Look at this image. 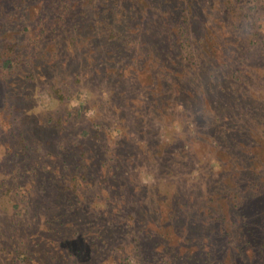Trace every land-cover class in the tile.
<instances>
[{
	"label": "rangeland",
	"instance_id": "1",
	"mask_svg": "<svg viewBox=\"0 0 264 264\" xmlns=\"http://www.w3.org/2000/svg\"><path fill=\"white\" fill-rule=\"evenodd\" d=\"M141 1L0 0V249L32 251L51 229L60 247L43 264H264V0L242 13L227 0H158L148 15ZM46 47L57 52L44 62ZM223 66L238 94L203 85L198 97L193 78ZM214 109L261 124L260 146L238 131L240 170L209 137ZM82 151L91 189L80 198L40 159L76 165Z\"/></svg>",
	"mask_w": 264,
	"mask_h": 264
},
{
	"label": "trees",
	"instance_id": "2",
	"mask_svg": "<svg viewBox=\"0 0 264 264\" xmlns=\"http://www.w3.org/2000/svg\"><path fill=\"white\" fill-rule=\"evenodd\" d=\"M121 1V0H120ZM143 1V0H142ZM141 1V2H142ZM157 3L159 6V2L158 0H144V4L141 5V8H143L142 14L148 15V11H146V9H149L147 7L148 4H154ZM177 1L175 0H171L167 1V3L169 4H174ZM254 3V0H227L226 3V7L230 8L231 10H234L235 8H237V10L242 13L245 10V6L248 5H252ZM239 4V5H238ZM163 10L161 12V15L163 17H170L172 19V17H174V13L173 11L169 10V5H166V7H162ZM150 12V9H149ZM185 12H181L180 14H184ZM239 13V14H240ZM111 18H113V15L111 14ZM183 19L187 18V17H181ZM160 20V18H159ZM182 20V19H181ZM139 21V19H138ZM142 22H146V17L142 18ZM183 24V22H182ZM181 23L179 24L180 30L183 34H186L187 31H190V26L188 25H182ZM147 26V25H146ZM144 27V26H141ZM115 33V31H114ZM159 40L158 35H155V42ZM117 41V40H115ZM114 41V42H115ZM200 43L202 42V39L199 40ZM114 42H112L111 44H113ZM198 44V43H197ZM202 44V43H201ZM219 44V43H218ZM156 45V43H155ZM164 46L162 45L160 52L164 51ZM191 50L189 52H192L195 56L196 52L193 50V46H191ZM227 49V48H226ZM224 49V50H226ZM143 51H147L148 48L147 47H143L142 49ZM56 49H54V47H46L44 48L43 51H41V56L39 58H44V62L48 61L50 57H53L56 54ZM155 54L158 56V52H155ZM159 62V61H157ZM33 64H37L35 61H33ZM198 65V64H197ZM201 69L204 70V68H202V63L199 64ZM145 66V71H147V73H152V70L149 68L151 65L150 63L146 62L144 64ZM228 67L230 69L228 76L230 78L233 77L232 74H237L236 71H233V66L231 65V63L228 64ZM41 68V66H40ZM40 68L36 67L35 72H33V74H36L37 76L33 75V78H31L32 80H36V78H39L40 74ZM164 68V67H162ZM224 69V66L222 68H215L213 69V73H214V77L213 76H209V80L206 79H202V81L199 79V77H195L193 78V81L195 83L196 86H194V93L197 94V96H202V86L206 85L209 86L210 88V92L211 93H217V95L219 96V98H223V99H227L229 96V92H231L232 94H238L236 88H232L228 82H226V80L224 78H226V76L222 73ZM208 71V68H206L205 73ZM76 72V71H75ZM135 72V71H134ZM77 73V72H76ZM76 73L74 75H76ZM166 80L168 79V75H165L164 77ZM41 79H45V76L41 77L39 80ZM151 79H153L155 82L159 83L160 88L162 86L163 83H160V80L155 76V75H151ZM64 82L67 81V79H63ZM137 82V80H136ZM240 82V81H239ZM241 84V82H240ZM168 86V85H167ZM235 86H236V82H235ZM62 87H60L61 89ZM159 88V90H160ZM132 89H136V85L133 83L132 84ZM168 90L170 91V96L173 99L174 95L172 93V89L168 86ZM54 93H57V91H54ZM53 94V93H51ZM125 93L121 92L118 97L123 96ZM54 96H57L56 94H53ZM158 96H160V93L158 91ZM111 97L113 98V95H111ZM62 99V96L59 95L57 100ZM181 103L182 104H186L187 101L189 100L188 94L186 92L183 93V95H181L180 97ZM189 102V101H188ZM241 116V115H240ZM237 118V116H236ZM242 118V120H240ZM238 120L240 121V123L237 121V119L231 118L230 117V113L228 110L225 109H214L212 111V115H211V123H212V130L214 132V135L209 133V137L213 138L214 140L218 141V140H224L225 142L223 143V145H225L227 148H232V151L229 152L230 156H231V165L234 166V168L240 170L242 169L245 165L239 163L238 161V155L241 152V149L239 147V144H237L236 142L239 139L238 136V131L241 133L243 139L248 142L250 144V141L252 143H254L257 146H260V141L259 138L256 137L255 139H253L252 137V132H258L259 127L261 126L260 123H258V121H249L247 120V117H239ZM230 121H233V123H230ZM235 121V123H234ZM238 125V127H236ZM263 125V124H262ZM123 137H125V135H123ZM122 137L121 143L123 145V143H125V139ZM124 139V140H123ZM120 143V144H121ZM210 145H213L215 147L216 143L214 141H212V143H210ZM160 147V146H158ZM248 147V146H246ZM159 151L164 152L163 150L159 149ZM157 153V152H156ZM158 155H161L159 153H157ZM87 153L85 151H82L81 154H79V157L77 159V164L76 165H69L66 163V160L64 159V157L62 158L60 155L56 154V157L58 160L56 159H52L51 155H44L42 153V159H40L43 163L42 164V168L44 167V173L48 174V178H53L56 177L59 182L65 183L67 182V178L71 177L70 179V184L71 185V190L76 194V196L82 198L83 195H85L89 189L90 191V187L87 185V181L89 183L90 178L88 177V171L87 172H81V170H83L82 168L84 167V169L86 170L88 168V163H83L82 162H87ZM49 157V158H48ZM30 157H27V160ZM48 158V159H47ZM213 161V160H212ZM217 163V161H216ZM151 164V163H150ZM250 167L254 165V163H250L248 164ZM76 169H79L80 172L76 171ZM134 170L136 169V166L133 168ZM65 170H71L73 171V175H67L65 173ZM170 170V169H168ZM112 174V173H111ZM110 174V176H111ZM113 175H116V171H113ZM113 177V176H111ZM240 184L239 187H242V182L241 180H239ZM226 189H224L225 193L227 194L228 192H230L231 190L236 189L235 187H230V186H225ZM159 203V202H157ZM235 208V206H233ZM242 210V209H241ZM240 210V212L244 215V213ZM178 211V210H177ZM225 214L222 213V217H220L221 222L225 219L224 218ZM245 216V215H244ZM219 220V217H218ZM56 234V232L52 231L51 229H44L42 230L39 234H36L35 237L32 239V241H30L29 243H33V249L32 251L26 250L24 249V252L20 253L19 249L15 250L14 247L13 248H8L7 250L9 251V253L4 254V250L0 251V264H4L7 261H11V263L15 262L20 256H22V258L29 262V264H43L44 262H46L50 257L51 254H53V249L55 251H57L59 249V244L56 243V240L53 238V236ZM43 240V243L46 242V244L44 245L43 243H41ZM64 244V243H63ZM42 245V248H41ZM61 254V253H59ZM13 255L15 260H10L7 257ZM56 255H58V253L56 252ZM64 257V255H62Z\"/></svg>",
	"mask_w": 264,
	"mask_h": 264
}]
</instances>
